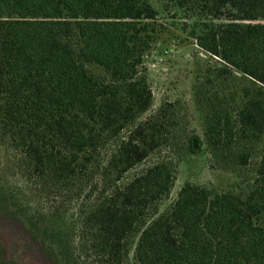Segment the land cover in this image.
<instances>
[{"label":"trees","instance_id":"obj_1","mask_svg":"<svg viewBox=\"0 0 264 264\" xmlns=\"http://www.w3.org/2000/svg\"><path fill=\"white\" fill-rule=\"evenodd\" d=\"M157 1L189 13L190 36L216 62L206 82L249 83L233 117L214 108L209 139L229 146L262 134L264 0ZM157 15L146 0H0V151L7 177L22 182L10 198L31 185L44 205L59 203L27 199L14 209L63 264H264V154L245 195L185 184L164 209L169 164L131 173L166 143L164 109L100 161L151 106L142 65L161 32Z\"/></svg>","mask_w":264,"mask_h":264},{"label":"rangeland","instance_id":"obj_2","mask_svg":"<svg viewBox=\"0 0 264 264\" xmlns=\"http://www.w3.org/2000/svg\"><path fill=\"white\" fill-rule=\"evenodd\" d=\"M146 1L157 10L158 29L161 31L142 65L152 95L151 106L100 152L102 165H106L129 130L145 120L162 119L160 110L164 109L169 124V128L166 127V143L131 171L140 172L157 161L169 164L174 179L161 209L175 200L179 189L185 184L245 195L251 188L259 159L264 154V132L257 137L236 136L231 145L223 146L210 140L206 129L215 107L228 111L232 117L235 115V110L241 104L239 89L248 82L234 79L233 82L230 79L217 82L214 78H211L212 83L206 82V70L213 69L216 62L201 51L190 36L193 20L187 18L189 13L175 12L170 5L165 11L157 0ZM88 69L99 77L107 78L97 66L89 65ZM192 140H197V149L193 152L190 150ZM243 156H246V162L242 161ZM8 171L6 155L0 151V259L8 264H63L57 247L52 242H42L39 236L32 234L24 214L19 215L13 206V203H17L22 208L27 199L32 204L45 207L59 203L49 201L44 205L38 191H32L31 185H24L23 197L18 195V199L12 201L10 187L21 188L22 182L15 185L19 178L13 181L7 177L10 175ZM5 175L10 178L11 185L5 183ZM131 260L132 251L129 254Z\"/></svg>","mask_w":264,"mask_h":264},{"label":"water","instance_id":"obj_3","mask_svg":"<svg viewBox=\"0 0 264 264\" xmlns=\"http://www.w3.org/2000/svg\"><path fill=\"white\" fill-rule=\"evenodd\" d=\"M192 149L193 150L197 149V140H192Z\"/></svg>","mask_w":264,"mask_h":264}]
</instances>
